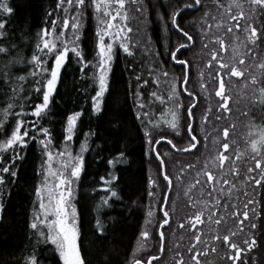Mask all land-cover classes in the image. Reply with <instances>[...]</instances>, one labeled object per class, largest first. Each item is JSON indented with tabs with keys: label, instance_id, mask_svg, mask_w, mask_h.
<instances>
[{
	"label": "trees",
	"instance_id": "1",
	"mask_svg": "<svg viewBox=\"0 0 264 264\" xmlns=\"http://www.w3.org/2000/svg\"><path fill=\"white\" fill-rule=\"evenodd\" d=\"M9 2L13 13L6 15L0 12V20L6 21L2 29L4 35L0 36V47L8 49L7 53L0 52V118L11 104L13 108L10 112L19 113L23 108L28 113L24 118L36 121L31 111L42 101V96L35 89L45 83L42 76L46 77L47 74L30 75L34 68L31 58L38 54L37 44L40 43L43 29L48 27L51 31L56 16L63 17V9L57 7L58 0ZM229 2L233 0H219V4L224 5L221 8L228 15ZM185 4L192 5L193 0H138L127 4L131 18L129 26L133 28L129 33L133 54L129 55L121 48L116 50L108 91L101 110L97 112L93 100L98 91L93 67L97 60V21L90 0H87L78 43L83 50L84 60L90 63L88 67H83V62L74 53H69L49 110L38 121L39 126L48 128L51 133L52 150H61L66 144L67 118L74 112L82 113L72 145L78 151L87 142L84 168L75 191V205L80 219V248L85 264H132L134 257L147 263L148 258L160 256L158 225L163 219V209L159 202L168 193L163 179V164L164 170L173 177V188L168 199L171 220L169 225H164L163 256L152 264H179L181 259L184 264H196L189 249L195 243L194 236L197 234L201 235L197 249L201 252L202 264H264V181L257 185L248 179L249 175L257 179L261 175L259 169L250 174L248 172L249 168H255V161L243 156L237 160L235 150L242 143L235 144L233 149L232 139L222 135L224 128L241 125L245 116L237 117L239 112L236 107L235 111L232 110V116L220 108L221 100L215 95L219 66L215 60L211 67L208 65L213 50L220 51V44L214 39L218 36L213 31L217 17L222 15L221 8L216 0H201L200 5L186 8ZM178 9L183 10L176 22L192 36L193 42H189L172 23V13ZM238 10L235 5L232 6V14H237ZM71 12L75 14L74 8ZM206 12L208 15H205ZM241 23L243 25V21ZM259 27L264 31V8L261 10ZM60 31V22H57V32ZM181 44L188 47L182 48L176 53L177 59H173L172 53ZM249 45L245 47L244 54L253 51L251 47L255 44ZM221 54L224 58V53ZM41 58L45 59L42 54ZM181 59L187 60L188 64H181ZM53 64L52 59L47 60L49 68ZM36 71L39 73V68ZM164 72L168 73L167 77L163 76ZM21 76L25 79L19 80ZM185 76L195 97L182 90L179 92L184 108L180 109L178 129H171L163 123L159 128L153 127L152 122L160 120L161 113L166 112L169 105L160 103L152 93L167 96L172 82ZM157 79L160 80L159 84L156 83ZM224 79L226 91H230L231 82L226 74ZM228 94L238 99L237 93ZM141 103L144 105L142 109L139 107ZM192 103H196L193 131L198 139L207 136V141L200 139V144L192 152L179 154L177 149L188 146L190 133L186 128L189 118L184 110ZM250 107V118L246 121H254V125H261L263 121L264 125V103L257 101ZM143 112L149 113V116L138 115ZM204 116H207V121L203 120ZM15 119L14 115L9 116L5 131L10 132ZM146 129L152 133L153 140L163 131L177 145L176 149L167 141H161L157 147L155 145L156 151H160L164 158L163 163L155 155L154 146H149ZM233 132L234 135L237 133L234 129ZM30 135L36 136V139L29 140L26 147L16 149L19 158L14 163L11 151L4 153V160L0 161V169L10 165L8 173H0L5 177L4 183L0 184V202L4 205L3 218L0 219V264H25L31 254L38 257V264H63L53 245L31 228L33 209L38 208L36 190L43 179L41 166L46 167L47 157L40 142L44 134L30 129ZM3 139L4 136L0 134V140ZM223 142L230 144L225 152L230 160L220 168L213 161L218 152L224 151ZM189 164L194 167L188 168ZM235 169H239V176L235 174ZM12 171L16 172L15 176L11 175ZM205 171H212L217 179L208 182ZM221 175L236 184L231 195H225L230 184H224ZM152 179L157 181V185L151 184ZM197 179L200 184L185 195ZM106 181H110V184L106 185ZM221 188L225 192L219 191ZM113 189L118 194L115 197L111 196ZM217 199L220 205L216 204ZM190 200L195 202V206ZM245 204L248 205L247 209L244 208ZM217 207L218 212L215 211ZM234 208H239L241 212L249 211L243 231L238 218L232 216ZM150 210L153 212L151 217L148 215ZM202 210L205 212V224L197 225L196 229L190 228L189 218ZM209 215L212 216L211 221L208 220ZM97 219L103 225V232L96 226ZM217 219L222 221L218 225L215 223ZM146 221L150 223L146 225ZM181 223L183 228L180 227ZM252 223L257 226L252 228ZM146 229L150 236L144 241L141 233ZM231 232L236 233L232 240L240 247L246 248L244 241H251L253 237L257 241L255 247L241 254L239 262L229 258L235 254V250L222 240L214 239L217 234L223 237ZM144 242L146 245L139 250ZM197 249H193V252ZM205 251L207 255H203Z\"/></svg>",
	"mask_w": 264,
	"mask_h": 264
},
{
	"label": "snow or ice",
	"instance_id": "2",
	"mask_svg": "<svg viewBox=\"0 0 264 264\" xmlns=\"http://www.w3.org/2000/svg\"><path fill=\"white\" fill-rule=\"evenodd\" d=\"M130 2H138V0H90L91 7L94 10L95 19L97 21V60L95 61L93 67L95 69L94 75L96 82L98 84V91L96 96L93 97L95 101V109L97 112L101 110L103 103V97L108 91L109 84V75L112 69V62L115 59L116 49L120 47L124 52L132 55V49L130 48L131 37L129 33L133 31V28L129 26L130 16L127 9V4ZM253 5L260 6L264 8V0H249ZM216 3L220 7L224 5L219 4V0H216ZM233 3L238 9H241L237 14H232V5L228 6L229 17L232 21L236 23L227 28V32H232L233 28L239 30L243 27V30L248 33V38L251 40L252 44H255L257 40L264 37V31H261L255 24H248L246 27L242 25L241 21H245L247 18L245 12L242 10V5L238 0H233ZM201 0H193L192 5L185 4L184 7H193L200 5ZM58 8L63 9V17L57 15L55 20L52 22L51 31L48 27H45L40 35V43L37 44L38 54L32 56V62L34 68L30 75L33 77L41 74H47V76H42V79L45 80V83L36 87L35 91L41 93L42 101L34 106L31 111V115L36 117V121H28L24 117L28 113L23 111V108L19 113H13L9 110L13 108V105L9 104L8 108L4 110L2 118H0V134L4 136L3 140H0V161L4 160V153L11 151L12 153V162L14 163L18 157L16 149L18 147H26L29 143V140L36 139V136L30 135V129H35L37 132L44 134V139L40 142L45 149V154L47 157L46 167L41 166V171L43 174V179L40 185L36 190L38 208L33 209V220L31 223V228L36 230L38 234L45 238L46 241L51 242L55 246V249L59 253L60 259L63 261V264H85L84 256L80 248V219L79 213L75 204L73 203L74 198V186L77 183L79 177L84 168V157L83 152L87 149V142L81 146L79 155L73 156V154L65 147L63 151L57 149L52 150V141L51 133L46 127H41L38 125V121L42 118V114H45L49 110V105L51 104L53 94L56 91L57 84L60 80L61 69L64 67L65 63L69 59V53L72 52L76 55L79 61L83 62V67H88L89 61L84 60V53L81 49L78 41L82 32V17L85 14V9L87 7V0H58ZM74 8L75 14L73 15L71 10ZM183 9H178L176 12L172 13L171 20L175 27L182 33L189 42H193L192 36L181 28L180 25L176 22V18L180 15V12ZM14 11L13 7L10 5L9 0H0V12L10 15ZM142 11V9H138ZM205 15H208L206 12ZM57 22H60L61 31L57 32ZM6 21L0 20V36L4 35L2 29ZM224 24L223 20L217 22L216 27L220 28ZM211 25H209V30ZM227 34V33H226ZM106 38H108L106 42ZM216 42L220 44V51L217 52L213 50L212 59L208 61L209 67H211L212 61L215 60L219 66L217 73L218 76V89L216 90L215 95L220 98V108L223 111L228 113L232 112L230 107V102L233 100V97L227 93L226 84L224 75L226 74L229 78L246 77V72L238 65H244L246 56L239 52L236 47L232 49V59L235 60L237 56L240 57L238 64L226 62L221 53H227L228 47L227 42L221 37L214 38ZM188 47V45L181 44L179 45L175 52L172 53V58L177 59L176 52H179L182 48ZM206 47V45H205ZM47 50V51H45ZM0 52L7 53V48L0 47ZM41 54L45 59L41 58ZM52 59L54 64L51 68L47 66V60ZM183 65H187L188 61L181 59L179 61ZM260 69H264V62L258 65ZM36 68H39V73L36 71ZM225 70L226 73H225ZM203 73H201V76ZM163 76L167 77L168 73L164 72ZM19 80H24L25 77H19ZM139 79V77L137 78ZM251 83L254 85H260L258 88L259 96L256 97L260 103H264V83L261 79H258L256 76H250ZM39 84V82L37 81ZM145 84L148 83L147 80L144 81ZM156 83L159 84L160 80L157 79ZM248 80H245V87H247ZM206 87V85H202ZM43 88V91L41 89ZM183 91L188 93L190 97H195V93L190 91L189 79L187 76L181 78L179 81H173L169 86V93L167 96L158 95L157 92H153L152 96L157 97L160 103H167L169 106L166 109V112L161 113V119L153 123V127L159 128L161 123L167 125L171 129H178L181 115L180 109L184 108L182 102H180L179 92ZM142 96V93L140 94ZM139 107L142 109L144 105L141 103ZM196 107L195 103H192L187 107L185 115L189 118L187 123V132L190 133L188 139V146L184 149H177L179 151L188 152L192 149H196L197 145L200 144V139L207 141V136L202 138L197 137L196 133L193 131V125L195 123V116L193 115V109ZM210 111V110H209ZM10 115L16 117L14 125L9 131H5V123L7 122ZM82 115L81 112H74L67 118L66 126V141H72L75 135V129L79 117ZM138 115L149 116V113L143 112L138 113ZM167 116L169 118L165 119ZM204 121H207V116L203 117ZM234 127V125H233ZM146 131V136L148 138V143L150 147L159 145L161 141H167V143L173 148L176 149L177 145L169 138L168 134L161 131L158 133V138L153 140L152 133ZM222 135L224 138L229 137V128H224ZM203 146H206L203 145ZM248 147L252 155L251 159L255 161V168H249V174L254 172L256 169H259L261 175L257 179L256 177L249 175L248 179L252 180L255 184L260 185L264 181V125L253 126L249 132L248 138ZM222 148L224 151L218 152L215 160L213 161L217 167L223 168L225 162L230 160L229 155H226L225 152L230 148L228 142H223ZM239 152V149H237ZM123 156V153L120 154ZM155 155L163 163V156H161L160 151H156ZM243 153H240L236 156V159L239 160ZM59 157V160H57ZM261 157V158H257ZM115 163V162H113ZM56 164V167L53 165ZM188 168L194 167V165H187ZM10 171V165L5 166L0 169V173H8ZM235 174L240 175L239 169H235ZM11 175L15 176L16 172L12 171ZM199 175V173H198ZM205 176L208 182L215 181L217 177L213 174L212 171H205ZM115 179V177H114ZM163 179L166 181V191L171 192L173 188V177L170 176L165 169L163 171ZM180 179V177H177ZM220 179L224 184H230V187L225 192L224 188L219 189L221 192H225V195H231L232 190L236 188V184L225 179L223 175L220 176ZM5 177L3 174H0V184H3ZM110 181H106V185H109ZM152 185H157L155 179L151 180ZM200 184L199 179L195 181L191 187H189L185 195H188L196 185ZM215 188V185H212ZM117 192L113 189L111 191V196H117ZM150 195H155L150 193ZM211 195V193H209ZM107 203V200H105ZM160 205L163 209L162 211V222L158 225L159 233L158 239L160 243V251L163 252V243L162 241L165 238L164 225L170 224V214L168 211V200L163 198L160 202ZM190 203L195 206V202L190 200ZM217 205H220V200L217 199ZM4 205L0 202V219H2ZM224 208H227V204L224 205ZM244 208L247 209L248 205L245 204ZM219 211V207L215 209ZM149 217L153 215V212L150 210L148 212ZM232 216L238 218V224L243 231V226L245 221L249 219V211L244 210L241 212L239 208H234ZM205 212L202 210L190 217L188 220L189 226L192 229H196L197 225L205 224ZM242 217V218H240ZM208 220H212V216H208ZM222 221L220 219L215 220V223L218 225ZM150 221H146V225ZM96 226L100 232L104 231L103 225L99 219L96 221ZM257 225L255 223L251 224L252 228H255ZM180 227L183 228V223L180 224ZM235 232L226 234L221 237L219 234L214 236L216 241H223L227 244L230 249L235 250V254L229 257L231 260L239 262L241 254L245 251L251 250L255 247L257 241L253 237L251 241H244L246 248L240 247L239 244L232 240V237L235 236ZM150 236V232L146 229L141 233L142 238H147ZM195 243L189 249V252L192 253V259L196 261V264H202L200 259L201 252L197 249V245L201 241V235L197 234L194 236ZM142 247V245H141ZM193 249H197L193 252ZM215 250V249H213ZM203 255H207L205 251ZM157 259V257L148 258L147 264H152V261ZM25 264H38V257L35 254H31L26 258ZM132 264H144L141 259L133 258ZM179 264H184L183 259L179 261Z\"/></svg>",
	"mask_w": 264,
	"mask_h": 264
},
{
	"label": "rangeland",
	"instance_id": "3",
	"mask_svg": "<svg viewBox=\"0 0 264 264\" xmlns=\"http://www.w3.org/2000/svg\"><path fill=\"white\" fill-rule=\"evenodd\" d=\"M238 2L242 5V10L247 13L245 15L247 19L245 21H243V26L246 27L248 24H255L260 29L259 25H260V19H261V10L263 8L260 7V6H256V5L251 4L249 2V0H238ZM229 5L233 6L235 4L233 2H229L228 6ZM240 10L241 9H239L238 11H240ZM224 12H225L224 8L223 9L221 8V12L220 13H222V15H219L217 17V22L220 21V20H223L224 24L220 28H217L215 26L216 29H214L213 34L214 35L216 34L218 37L223 38L228 44L227 45L228 51H227V53H224V59H226L227 62L238 64V61L240 59L239 56H237L235 58V60L232 59V56H233L232 49H233V47H236L239 52L244 54L243 51H244L245 47L247 48V46L249 44H251V46H252V42L248 38V33H246L243 30V28H241L239 30L233 28L232 32H227V28L229 26L234 25L236 22L232 21L230 19L229 15L226 12H225L226 13V15H225ZM217 22H216V24H217ZM107 40H108V38H106V42H107ZM249 47H250V45H249ZM118 48H120V47H117V49ZM251 48L253 49L252 52L246 51V54H244L246 56L245 64L244 65H238L243 70H245L246 77H244V78H238V77L229 78L226 75L227 78H229V81L231 82L230 83L231 90L230 91L227 90V93H237L236 96L238 98V99H234L233 98V100L230 102V107L232 105L231 108L234 111H235V107H236V111L239 112L237 114V117H238V115L245 116L242 119V121L240 122L241 125H237L235 127H230V129H229V138H230V140L232 139V142H233L232 143L233 144L232 148L233 149H235L234 148L235 144L242 143V144H239L238 148H237V149H239V153L236 150H235V153L238 154V155L240 153H243L242 156L244 158H247V160H249V161L252 160L251 157H252V155H254L251 152L250 148L248 147L249 132H250V129L252 128L251 127L252 125L253 126H258L259 124H255L254 125V121H253V123H251V121L248 122L246 120H248L250 118V114H251L250 105L252 106L257 101H259V100L256 99V97H258L260 95L259 91H258V88H259L260 85L252 84L251 80H250V76H256L258 79H261L262 83H264V69H260L258 67V65L260 63L264 62V41H263V37L261 39L257 40L256 43H255V46L251 47ZM249 54H250V56H249ZM112 65H113V62H112ZM246 79L248 80L247 87H245V80ZM97 87H98V84H97ZM235 89L237 90V92L235 91ZM233 97H235V96H233ZM103 99H104V97H103ZM247 102H248V105H247ZM94 105H95V101H94ZM240 105L242 107H240ZM227 114H229L231 116L233 115L232 112L231 113L227 112ZM261 118L263 119V116H261ZM260 124L263 125V121ZM233 129H234V131L237 132V133H235V135H234ZM65 147H67V149L73 154V156L81 154L80 153L81 149H79L78 151L76 149H74V147L72 145V141H66V144L61 149V151H63L65 149ZM153 150L156 151L155 146H154ZM83 157H84V152H83ZM257 158L259 159L261 157H257ZM57 160H59V157H57ZM53 167H56V164H54ZM77 184H78V181H77V183L74 186V198H73V203L74 204H75V191H76ZM148 238L149 237L144 238V241H147ZM145 245H146L145 242L142 243V247L140 246L139 250L141 248H143ZM53 247L55 248L54 245H53ZM57 253H58V251H57Z\"/></svg>",
	"mask_w": 264,
	"mask_h": 264
},
{
	"label": "water",
	"instance_id": "4",
	"mask_svg": "<svg viewBox=\"0 0 264 264\" xmlns=\"http://www.w3.org/2000/svg\"><path fill=\"white\" fill-rule=\"evenodd\" d=\"M177 53V52H176ZM196 104V103H195ZM156 147H157V145H156ZM194 149H192V150H190V151H188V152H192ZM177 153H179V154H185V153H188V152H184V151H176ZM162 168H163V171H164V164L162 165ZM169 194H170V192H168L167 193V196H166V198H167V200L169 199ZM162 243H163V252H161V254H160V256H158L157 257V259H155V260H153V261H158V260H160L161 258H162V256H163V253H164V240L162 241ZM153 261H152V263H153ZM144 264H147V263H144Z\"/></svg>",
	"mask_w": 264,
	"mask_h": 264
}]
</instances>
